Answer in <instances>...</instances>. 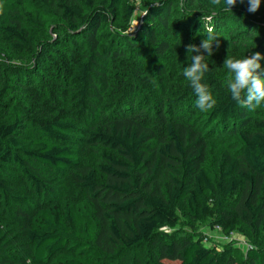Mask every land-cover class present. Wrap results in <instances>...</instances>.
Masks as SVG:
<instances>
[{
    "label": "trees",
    "instance_id": "obj_1",
    "mask_svg": "<svg viewBox=\"0 0 264 264\" xmlns=\"http://www.w3.org/2000/svg\"><path fill=\"white\" fill-rule=\"evenodd\" d=\"M31 1L0 0V264H242L232 246L162 232L181 220L249 237L260 248L244 264H264V110L234 102L223 69L228 54L264 55V0L255 13L164 0L136 35L111 26L134 15L130 0ZM207 28L219 46L202 82L217 103L202 112L182 73ZM156 123L167 135L148 148ZM218 140L231 147L210 171ZM74 171L79 200L57 180Z\"/></svg>",
    "mask_w": 264,
    "mask_h": 264
},
{
    "label": "clouds",
    "instance_id": "obj_2",
    "mask_svg": "<svg viewBox=\"0 0 264 264\" xmlns=\"http://www.w3.org/2000/svg\"><path fill=\"white\" fill-rule=\"evenodd\" d=\"M239 2L243 3L244 0H239ZM261 2L262 0H247V11L257 12L261 7ZM210 3L213 6L221 7L224 11L232 12V8L237 5L238 0H210ZM210 19H212L211 16L203 15L201 23L204 25V22ZM207 33V39L203 40L199 47L196 45L187 46L191 63L184 68L182 73L196 96L195 106L202 112L213 109L217 103L208 86L202 82L206 73L210 71L206 58L213 55V45L219 46L217 37L211 28H207ZM193 53L198 54L193 55ZM262 59H264V55L259 52L240 59H234L228 54L223 66V69H226L228 73L224 83L232 100L252 112L264 107V70L260 63Z\"/></svg>",
    "mask_w": 264,
    "mask_h": 264
},
{
    "label": "rangeland",
    "instance_id": "obj_3",
    "mask_svg": "<svg viewBox=\"0 0 264 264\" xmlns=\"http://www.w3.org/2000/svg\"><path fill=\"white\" fill-rule=\"evenodd\" d=\"M131 4L134 6L135 12L134 15L131 17V19L129 21H124V17H123V13H124V8H122V12L120 13V17L118 18V21L116 22L117 24L115 25H111L113 27H115L118 31H120L121 33H123V35L126 34H130V35H136L140 30H141V25L144 24V17L146 14V10L149 6L152 5H159L162 4V2L164 0H146L145 4L144 3H140L137 0H130ZM181 5V3L179 4ZM178 5V6H179ZM178 6L175 7V15L177 14V8ZM181 6L185 7V4H182ZM36 7V3L32 2L31 0H27V8L31 11L34 10ZM44 18L46 19V16H44ZM9 50L7 47L4 49ZM1 47H0V52L5 53ZM5 57V56H3ZM9 57V56H8ZM6 58V57H5ZM1 60V59H0ZM5 62H7V60H5ZM0 86L1 83H5L6 84V80L3 77L4 75L2 74V72L0 71ZM15 105V103L13 104ZM264 107H261L259 109H257V111H262ZM157 125V130L154 129L156 136L155 139H153L151 142H149L147 144L148 148H155L158 147L162 140L166 137V130L165 127L162 124L156 123ZM29 135L32 136H36L37 133L34 130V132L29 131ZM233 139V138H232ZM226 144H223V142H221L220 140L215 141V143H213L210 147V157L207 161V167L210 169V171H212L215 168V159L217 157V154L221 151V148L225 147H231L230 143H232L231 140H228L225 142ZM78 152L81 155V159H82V163L85 166H92L95 167L97 166L102 158L98 156L97 152L95 153L94 151H90L89 149L85 148V147H78L77 148ZM102 152H105L104 150H100L99 154H101ZM74 172H70L65 176H60V178L58 176L53 175L52 173L48 172V175H53L55 178H57V180H59V182L64 181L63 186H67V189H69V193L71 194V197H75L73 199H80L79 197L81 196V194L79 193V195H77L76 192H78L76 190V185L74 184L73 178H72V174H74ZM76 191V192H75ZM83 197V196H81ZM162 232L166 235H173L174 237H182L186 234L189 235H194L197 236L199 239L202 238L204 241V244L207 247H212V248H217L218 250L222 251L225 247L227 246H232L235 249H237L236 254H237V258L238 261L242 264L245 263V259L247 256V253L252 250V249H258L260 248V246L258 244H256L253 240H250L249 237L242 235L240 233H234L230 236L224 234L223 232H221L220 230H216L214 228L211 227L210 222L207 221L203 224H201L198 227L197 231L191 230L188 228L186 221L181 220L179 222V225L174 228V229H164L162 230Z\"/></svg>",
    "mask_w": 264,
    "mask_h": 264
},
{
    "label": "built area",
    "instance_id": "obj_4",
    "mask_svg": "<svg viewBox=\"0 0 264 264\" xmlns=\"http://www.w3.org/2000/svg\"><path fill=\"white\" fill-rule=\"evenodd\" d=\"M215 228H216V230H218V231L220 230V227H218V226H216Z\"/></svg>",
    "mask_w": 264,
    "mask_h": 264
}]
</instances>
